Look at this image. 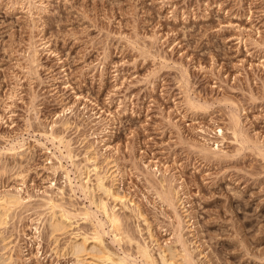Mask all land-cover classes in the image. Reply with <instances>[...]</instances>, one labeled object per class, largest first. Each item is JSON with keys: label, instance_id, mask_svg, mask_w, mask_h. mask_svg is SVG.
<instances>
[{"label": "rangeland", "instance_id": "rangeland-1", "mask_svg": "<svg viewBox=\"0 0 264 264\" xmlns=\"http://www.w3.org/2000/svg\"><path fill=\"white\" fill-rule=\"evenodd\" d=\"M10 194L0 264H264V0H0Z\"/></svg>", "mask_w": 264, "mask_h": 264}, {"label": "bare ground", "instance_id": "bare-ground-1", "mask_svg": "<svg viewBox=\"0 0 264 264\" xmlns=\"http://www.w3.org/2000/svg\"><path fill=\"white\" fill-rule=\"evenodd\" d=\"M100 174V173H99ZM98 184H99V186H100V188L101 189H103L104 190V192H106V194H110L111 196H113L114 198H119L120 196H118V195H116V192H113V189H112V187H109V186H107L106 184H105V182H104V176H99V179H98ZM84 184V183H83ZM97 184V185H98ZM98 186V187H99ZM83 188V187H82ZM87 188V187H86ZM99 188V189H100ZM84 190V189H83ZM103 190H102V192H103ZM109 195V196H110ZM107 197V196H106ZM91 198H92V196H91ZM94 199V198H93ZM120 199V198H119ZM92 200V199H91ZM94 201H96V200H94ZM19 201H18V197H16V196H14L13 194L11 195L10 194V196H8L7 195V197L6 198H4V199H2L1 201H0V218H2L4 215H7L8 213H9V211L11 210V208L16 204V203H18ZM56 203V202H55ZM96 203H98V202H96ZM53 204V203H52ZM59 204V203H58ZM99 207H100V209H101V211L103 212V214L105 215V217H106V220L111 224V230H113L114 232L113 233H115V237H119V235L121 236L125 231L123 230V226H122V222L120 221V218L118 217V213H116L115 211H114V209L113 210H109V208H108V206L109 205H107V202H106V200H103V198L100 200V202L97 204ZM63 207V206H62ZM61 207V208H62ZM66 209V208H65ZM67 214V215H66ZM66 214H62L63 215V217H65V218H69L68 216V214L69 213H66ZM73 216V215H72ZM63 217H55V218H53V221H51L52 222V226H53V229L54 230H57V231H61V230H63L65 227H66V223H65V221H64V219H63ZM95 218V217H94ZM98 218V217H97ZM70 221V220H69ZM102 223H103V221H102ZM51 226V225H50ZM110 230V231H111ZM101 232V231H100ZM151 233V232H150ZM126 235H128V233L127 234H125V236ZM130 235V234H129ZM124 236V235H123ZM124 236V237H125ZM151 237L153 238L154 237V235H153V233L151 234ZM87 238V237H86ZM85 238V240H83V241H80V242H75L74 244H72V249H73V251H74V253H76L77 255L78 254H80V255H82V254H84V252L87 250V246H86V241H88L87 239ZM122 238V237H121ZM99 239H100V241H101V239H102V237L100 236V235H97V236H95V241L97 240V241H99ZM118 239V238H117ZM126 239V238H125ZM116 240V239H115ZM121 240V239H120ZM100 241H99V243H100ZM121 241H123V240H121ZM103 241H101V245L99 246V251L97 250L96 252H95V255H96V257H97V261H93L94 263H92V264H104V262H107V261H113V262H115V264H128V262H127V258L125 259V257H118V258H115L114 256V254H116V253H112L111 251H109L106 247H104L103 245V243H102ZM71 243V242H70ZM139 243V242H138ZM141 243V242H140ZM138 244V253L140 254V256H142L145 260H146V262L147 263H154V261H156V260H154V257H153V255H152V251L150 250V248H149V246L146 244V245H141V244ZM98 244V243H97ZM95 248V247H94ZM93 248V249H94ZM187 248V247H186ZM95 249H98L97 247L95 248ZM94 249V250H95ZM72 252V251H71ZM132 252V251H131ZM179 252H180V250H179ZM176 254V253H175ZM134 255V254H133ZM177 255V254H176ZM171 256V255H170ZM10 258V257H9ZM182 258L184 259V261H185V263H184V261L181 263V264H193V261H192V259H191V257H190V255L186 252V251H184V253H182ZM85 259V258H84ZM81 260V259H80ZM80 260H79V262H80ZM165 262H167L168 264H173L172 263V261H170V260H172V259H166L165 257H164V259H163ZM176 260V259H175ZM129 261V260H128ZM132 261V260H131ZM130 262V261H129ZM83 263V262H82ZM133 263V262H132ZM9 264V263H8ZM85 264V263H84ZM134 264H136V263H134ZM145 264V263H144ZM158 264V263H157ZM165 264V263H164ZM195 264V263H194Z\"/></svg>", "mask_w": 264, "mask_h": 264}]
</instances>
